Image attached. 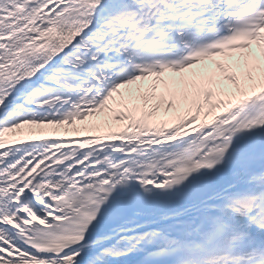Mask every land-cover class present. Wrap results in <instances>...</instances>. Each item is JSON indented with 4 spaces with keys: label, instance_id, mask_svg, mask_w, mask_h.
I'll return each mask as SVG.
<instances>
[{
    "label": "snow or ice",
    "instance_id": "6c2138e0",
    "mask_svg": "<svg viewBox=\"0 0 264 264\" xmlns=\"http://www.w3.org/2000/svg\"><path fill=\"white\" fill-rule=\"evenodd\" d=\"M0 264H264V0H0Z\"/></svg>",
    "mask_w": 264,
    "mask_h": 264
}]
</instances>
